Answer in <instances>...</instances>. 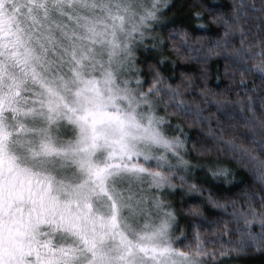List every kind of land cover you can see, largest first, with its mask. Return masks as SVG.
Returning a JSON list of instances; mask_svg holds the SVG:
<instances>
[{
    "label": "snow or ice",
    "instance_id": "6c2138e0",
    "mask_svg": "<svg viewBox=\"0 0 264 264\" xmlns=\"http://www.w3.org/2000/svg\"><path fill=\"white\" fill-rule=\"evenodd\" d=\"M256 259L264 0H0V264Z\"/></svg>",
    "mask_w": 264,
    "mask_h": 264
},
{
    "label": "trees",
    "instance_id": "16d2710c",
    "mask_svg": "<svg viewBox=\"0 0 264 264\" xmlns=\"http://www.w3.org/2000/svg\"><path fill=\"white\" fill-rule=\"evenodd\" d=\"M203 2L207 5H211L213 7H223L228 5L231 0H203ZM258 2V0H257ZM207 15V13H205ZM171 15V14H170ZM179 19V18H178ZM213 31H215V29H213ZM162 36H166V33L161 32L160 33ZM221 63L220 61H216L213 60L210 62L211 67H210V72H211V76H210V83L211 84H215L216 83V79L217 76L219 75L217 72V65ZM184 70H190V66L183 63V62H178V66H177V71L176 72H172L169 69H166V72L169 76H178L180 71H184ZM235 181L237 184H239L241 181H246V182H250V177H248L247 175L241 173L240 175L235 177ZM171 202L174 204V206L179 209L181 206V203L186 202L187 201V197L184 198V201H181V197L179 195L176 196H172ZM187 224L186 221H183L181 226L185 227ZM240 264H262V262L259 259H256L254 261H241Z\"/></svg>",
    "mask_w": 264,
    "mask_h": 264
},
{
    "label": "rangeland",
    "instance_id": "374dc122",
    "mask_svg": "<svg viewBox=\"0 0 264 264\" xmlns=\"http://www.w3.org/2000/svg\"><path fill=\"white\" fill-rule=\"evenodd\" d=\"M176 196V195H174ZM172 198V197H170ZM142 211V209L140 207H137L136 202L134 201L129 207H126L124 209H122V213L124 216L128 217V218H132L135 217L138 221V223L140 224V226H143L144 223L149 222L148 218H141L140 217V212ZM143 211H147V206H144ZM154 211V209H153Z\"/></svg>",
    "mask_w": 264,
    "mask_h": 264
}]
</instances>
